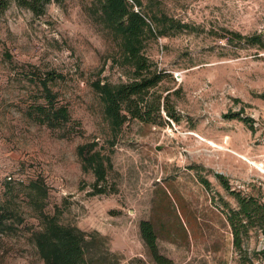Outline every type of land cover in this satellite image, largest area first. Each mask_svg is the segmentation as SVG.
<instances>
[{
	"label": "rangeland",
	"instance_id": "obj_1",
	"mask_svg": "<svg viewBox=\"0 0 264 264\" xmlns=\"http://www.w3.org/2000/svg\"><path fill=\"white\" fill-rule=\"evenodd\" d=\"M142 2L189 25H168L146 47L179 121L134 119L115 132L98 85L127 81L130 66L101 0L52 2L40 16L0 0V264H43L36 235L46 213L97 234L87 264H161L142 220L169 264H264L262 232L234 246L226 212L238 204L216 176L264 202V48L227 39L264 35V0ZM47 77L70 113L62 126L35 118ZM95 143L111 160L109 194H92Z\"/></svg>",
	"mask_w": 264,
	"mask_h": 264
},
{
	"label": "trees",
	"instance_id": "obj_2",
	"mask_svg": "<svg viewBox=\"0 0 264 264\" xmlns=\"http://www.w3.org/2000/svg\"><path fill=\"white\" fill-rule=\"evenodd\" d=\"M63 1L17 0L20 6L37 16L45 14L52 2ZM101 9L106 21L121 34L124 64L130 66L127 81L104 82L98 85L105 113L113 131L118 132L127 122L134 119L146 123H159L164 121V114L169 120L171 118L179 121L170 106V92L163 95L158 91L166 72L159 69L157 63L146 54V47L152 39L169 35V29L182 31L189 28V25L176 21L166 14L149 15L144 11L142 0H101ZM229 34V37L223 36L227 37L229 42L235 41L248 47L264 48L263 33L243 34L239 31H229ZM57 77L52 75L51 79ZM48 83V77L43 78L40 83L41 97L44 101L35 106V118L39 123H47L51 127L62 126L71 120L70 113L67 106L57 101L56 94L52 92ZM243 120L247 124L251 121L249 118ZM96 145L97 143L94 145L93 153L90 154L89 151L90 155L88 154L86 159L96 177L92 194H109L112 191L108 190L104 183L107 170L111 167V160L106 153L95 150ZM216 176L237 201V207H229L226 216L231 226L233 244L237 249H242L244 241L249 239L252 232L264 234V202L255 195L243 194L232 189L222 174ZM205 184L208 182L205 181ZM46 214L48 216L43 217L45 227L36 235V245L43 264H87L89 246L98 239L97 234H88L76 226L61 223L57 217L49 216L51 214ZM140 229L144 241L157 261L169 264V259L158 253L157 235L152 222L142 220ZM258 254L264 259V248L258 251Z\"/></svg>",
	"mask_w": 264,
	"mask_h": 264
}]
</instances>
